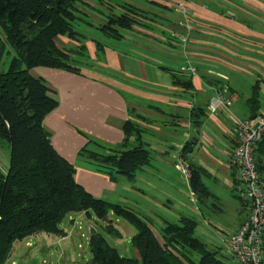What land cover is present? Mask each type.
Here are the masks:
<instances>
[{"label":"crops","instance_id":"crops-1","mask_svg":"<svg viewBox=\"0 0 264 264\" xmlns=\"http://www.w3.org/2000/svg\"><path fill=\"white\" fill-rule=\"evenodd\" d=\"M109 1L148 11L153 16L149 27L134 26L121 39L103 34L98 40L101 47L88 36L80 72L45 66L30 71L46 81L59 101L44 120L52 144L79 168L76 180L94 196L107 199L125 177L113 181L86 162L77 163L79 152L91 139L118 147L125 137V123L133 121L142 129L141 141L151 158L136 173V183L150 169L154 177L165 178V190L171 192L174 181L182 184L173 174L178 158L208 170L204 181L212 194L198 199L192 217L199 219L197 236L220 249V235L227 245L250 212L249 202L237 195L238 170L231 160L233 120L253 119L264 111V0H186L188 21L169 0ZM85 8L94 23L104 20V15L91 12L98 9ZM71 40L57 42L76 50L80 44ZM255 86L259 104L252 108ZM222 87L229 90L232 115L208 110L211 97ZM255 158L264 183V138L257 144ZM184 176L188 189L190 178ZM56 237L58 244L65 240ZM59 254L69 257L66 252ZM134 254L139 258L136 248Z\"/></svg>","mask_w":264,"mask_h":264},{"label":"trees","instance_id":"trees-1","mask_svg":"<svg viewBox=\"0 0 264 264\" xmlns=\"http://www.w3.org/2000/svg\"><path fill=\"white\" fill-rule=\"evenodd\" d=\"M93 2L107 12L98 8L104 20L87 24L109 38L121 39L134 26L149 27L153 18L133 4L109 0H0V68L8 45L15 52L8 69L0 70V137L11 146L10 168L6 173L0 168V264H6L16 244L28 237L42 233L66 236L62 223L72 212L95 214L109 234L121 233L111 212L125 217L137 230L131 240L139 258L123 256L100 231L90 233L88 264H229L219 249L210 248L197 236L196 218L165 219L157 235L151 219L86 190L76 180L74 164L52 144L44 120L59 101L46 81L30 71L38 66L81 71L78 63L87 57L88 36L78 25L81 14L87 15L85 6L97 9ZM60 36L77 41L79 47H61ZM95 42L101 47V42ZM258 104L259 87L255 86L251 106ZM124 133L118 147L91 139L79 157L113 181L134 179L149 164L150 151L141 141L142 129L136 123L128 120ZM208 174L204 167L190 164V185L201 200L212 194L204 181Z\"/></svg>","mask_w":264,"mask_h":264},{"label":"rangeland","instance_id":"rangeland-1","mask_svg":"<svg viewBox=\"0 0 264 264\" xmlns=\"http://www.w3.org/2000/svg\"><path fill=\"white\" fill-rule=\"evenodd\" d=\"M96 6L97 9L106 10V8L100 4H96ZM91 12L96 16L102 17L99 11ZM81 17L83 20L80 21L78 29L85 34L87 33V36L101 41V38H104L101 31L87 24L88 21H94V18L85 14H81ZM58 38L59 42L63 43L62 38L67 37L60 36ZM71 42L74 43L73 40H71ZM78 47L76 46V48ZM14 55L15 52L13 48L8 45V52L3 57L0 70L8 69L10 60ZM81 60L84 62V59ZM78 64L81 67L83 66L80 63ZM209 112L211 111L209 110ZM10 154V143L0 137V168L5 173L10 168ZM83 162L84 160L79 157L77 163L82 164ZM74 167L76 172H78L79 168L76 164H74ZM175 170L176 174L174 172L173 174L178 181L181 180L180 182L182 184L174 181L173 185L170 187L171 192L165 190L163 185L165 178L163 176L154 177L153 174L155 171L153 172L148 169L147 174H144L140 181L137 178L138 183H136L135 179L128 180L124 178V183L122 181L119 182L118 191L110 195L107 194L109 195L107 199L113 204H119L123 207L135 210L143 216H149L152 219V227L157 235L160 236V229L163 226L164 219L178 222L181 215L196 216L195 210L197 208L199 196L197 194L193 195L190 186H188L187 189L186 184L183 179H181L184 175L181 174L182 172L178 169ZM163 191L167 193V196L161 194ZM111 217L116 221V226L121 232L120 235L109 234L103 227V220L99 219L95 214L88 216L85 212L69 213L62 223V227L66 229L67 234L64 236L65 240H63L61 244L56 242V235L42 233L28 237L16 244L13 254L6 264H32L34 259L36 260L35 264H88L91 261L89 245L90 227H94L96 230L100 231L106 237L107 241L112 246L116 247L123 256L137 257L134 254L135 248L131 240L132 236L137 232L136 227L123 216H118L111 212ZM197 220L199 222V219ZM198 230L199 233L202 232L201 224ZM205 234L207 236L210 235L207 232H205ZM220 238L221 240L217 242V245L220 247L219 250L221 254L224 253L228 255L229 264H237L227 252L228 245L224 242L225 237L220 235ZM211 246L212 245L209 243L210 248H217L216 246ZM61 251L66 252L69 257L60 256L59 253Z\"/></svg>","mask_w":264,"mask_h":264},{"label":"built area","instance_id":"built-area-1","mask_svg":"<svg viewBox=\"0 0 264 264\" xmlns=\"http://www.w3.org/2000/svg\"><path fill=\"white\" fill-rule=\"evenodd\" d=\"M169 1L188 21L189 7L186 0ZM188 35L183 38L185 41ZM231 104L228 88L222 87L211 98L209 110L212 113L225 111L231 114ZM233 121L235 147L231 160L238 170L237 195L249 202L250 212L230 235L227 252L237 264H264V183L255 158L257 144L264 138V111L253 119L234 117ZM175 167L186 176L190 173V164L183 158L177 159Z\"/></svg>","mask_w":264,"mask_h":264},{"label":"water","instance_id":"water-1","mask_svg":"<svg viewBox=\"0 0 264 264\" xmlns=\"http://www.w3.org/2000/svg\"><path fill=\"white\" fill-rule=\"evenodd\" d=\"M95 232H96V229L94 227H91L90 228V233L91 234H94ZM35 263H36V260L34 259L33 262H32V264H35Z\"/></svg>","mask_w":264,"mask_h":264}]
</instances>
